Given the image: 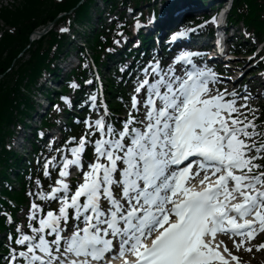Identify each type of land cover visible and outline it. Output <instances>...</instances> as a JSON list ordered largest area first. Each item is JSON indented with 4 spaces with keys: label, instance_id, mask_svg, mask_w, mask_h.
Instances as JSON below:
<instances>
[{
    "label": "snow or ice",
    "instance_id": "6c2138e0",
    "mask_svg": "<svg viewBox=\"0 0 264 264\" xmlns=\"http://www.w3.org/2000/svg\"><path fill=\"white\" fill-rule=\"evenodd\" d=\"M192 56L181 52L167 70L149 61L125 119H86L78 143L62 146L70 156L44 162V176L58 165V178L49 191L37 178L34 195L58 208L30 203L28 231L17 225L19 247L5 264H240L217 237H239L236 249L251 251L264 232L261 113L247 94L213 89L217 74ZM89 99L96 108L97 96ZM88 144L94 159L85 161ZM71 166L82 174L75 185Z\"/></svg>",
    "mask_w": 264,
    "mask_h": 264
},
{
    "label": "trees",
    "instance_id": "16d2710c",
    "mask_svg": "<svg viewBox=\"0 0 264 264\" xmlns=\"http://www.w3.org/2000/svg\"><path fill=\"white\" fill-rule=\"evenodd\" d=\"M93 0H22L19 6L6 8L0 3V24L8 27L11 31L3 32L0 38V184L2 193L9 196L12 204L0 199V231L12 227L8 219L3 216V211H8L10 215L14 211L26 204L28 198L33 201L39 200L34 194L38 191L37 178L41 184L45 181L42 169L37 172L15 174L18 192L15 188L6 187L8 181L6 170L12 168L8 159L12 154L5 148L4 143L7 137H11L13 128L32 109L29 94L31 87L37 82V78L48 70H52L53 60L63 51L65 37L55 30L60 23L79 25L86 22L91 2ZM140 0H130L131 4H138ZM148 1V0H147ZM65 13L62 19H57L58 15ZM70 15H67V14ZM230 20L233 22H243L248 33H252L259 38L264 33V0H235L233 3ZM53 23L51 29L39 39L30 43V35L38 29ZM119 26L123 24V19L116 22ZM116 24H112L110 29L113 34L104 36L106 31L100 29L92 33L93 46L92 53L84 56L83 63L77 71H73L71 77L78 79L91 72L90 60L95 65H99L104 56L115 47L113 43L116 38ZM24 52L27 58L19 55ZM105 90L109 93L111 109L119 108L120 101L118 94L122 93L120 83L115 79L106 81ZM260 111V110H259ZM264 115L263 111H260ZM36 147V146H34ZM44 190V187L40 185ZM12 193V194H11ZM0 249L7 251L3 244ZM3 261L0 257V263Z\"/></svg>",
    "mask_w": 264,
    "mask_h": 264
},
{
    "label": "rangeland",
    "instance_id": "374dc122",
    "mask_svg": "<svg viewBox=\"0 0 264 264\" xmlns=\"http://www.w3.org/2000/svg\"><path fill=\"white\" fill-rule=\"evenodd\" d=\"M17 1L18 0H0V3H1V5L2 6H4V7H6V8H10V5L11 4H17ZM20 1V0H19ZM21 3V2H20ZM99 6H100V2H99ZM91 16H92V18L93 19H91V25L93 26L92 27V29H94L95 27H98L99 26V24L96 22V12H94V11H92V13H91ZM106 19H108V18H106ZM106 19H103V20H106ZM107 23H108V21H107ZM90 29V28H89ZM10 29L8 28V27H5V26H3V25H1L0 24V34L2 33L3 34V32H5V31H9ZM87 33V32H86ZM84 34V32H82V35ZM36 36H34L33 38H35ZM251 41V40H250ZM251 46V45H250ZM68 48V47H67ZM247 48H250L249 46H247ZM75 49V47H74V45L73 46H70L69 47V50H74ZM25 53L24 52H22V54H20L19 55V57L21 56H24L25 58H27V55H24ZM243 63L240 61V60H238V59H236V60H234L233 62H232V64H231V66L232 67H238V68H240L241 67V65H242ZM107 67L108 66H110V64H107L106 65ZM103 74H101V76H102V82L104 81H106V78L108 77V76H110L111 75V73H108L107 71H106V69L104 68L103 69ZM261 97V96H260ZM260 97H254V98H252V99H250L249 100V104H250V106H252V105H261V106H263L264 105V99H259ZM239 103H243V101L241 102V101H239ZM65 121V118H63V122ZM79 141V138L77 139V142ZM28 151H29V148H26L22 153H23V155H26V156H29L30 157V155H29V153H28ZM59 159V158H58ZM58 177H55V180L57 179ZM10 179L11 180H13V177L12 176H10ZM20 216V215H19ZM262 242H264V235H262V237H260L257 241H255V242H253V243H250L251 244V251H247V250H245V248L244 247H241L239 250H237L236 249V247L233 245V247H232V249H231V251L232 252H235V253H237L238 254V256L241 258V260L243 261V264H263V262H264V248H261V249H259V250H257V248H256V245H258V244H260V243H262Z\"/></svg>",
    "mask_w": 264,
    "mask_h": 264
},
{
    "label": "bare ground",
    "instance_id": "6f19581e",
    "mask_svg": "<svg viewBox=\"0 0 264 264\" xmlns=\"http://www.w3.org/2000/svg\"><path fill=\"white\" fill-rule=\"evenodd\" d=\"M224 242H225L226 245L228 244L226 241H224Z\"/></svg>",
    "mask_w": 264,
    "mask_h": 264
},
{
    "label": "water",
    "instance_id": "95a60500",
    "mask_svg": "<svg viewBox=\"0 0 264 264\" xmlns=\"http://www.w3.org/2000/svg\"><path fill=\"white\" fill-rule=\"evenodd\" d=\"M46 31V30H45ZM38 34V33H37ZM38 35H40V34H38Z\"/></svg>",
    "mask_w": 264,
    "mask_h": 264
}]
</instances>
